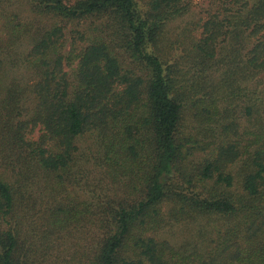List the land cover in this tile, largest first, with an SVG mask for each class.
I'll list each match as a JSON object with an SVG mask.
<instances>
[{"label": "trees", "instance_id": "16d2710c", "mask_svg": "<svg viewBox=\"0 0 264 264\" xmlns=\"http://www.w3.org/2000/svg\"><path fill=\"white\" fill-rule=\"evenodd\" d=\"M27 1L56 24L35 27L12 0H0V65L1 53L30 35L26 61L38 73L33 120H14L22 115L20 85L3 101L0 151L18 148L56 172L74 160L77 138L96 129L106 162L133 176L138 193L104 206L109 225L89 264H264V0L210 1L199 36L191 32L197 22L184 30L182 58L165 48V32L191 0ZM88 20L92 33L73 29L65 51L67 25ZM38 125L39 140H27ZM212 147L214 156L191 160ZM238 160L236 173L228 171ZM176 174L188 185L175 183ZM15 205L0 177V264H28ZM186 219L210 249L147 236Z\"/></svg>", "mask_w": 264, "mask_h": 264}, {"label": "rangeland", "instance_id": "374dc122", "mask_svg": "<svg viewBox=\"0 0 264 264\" xmlns=\"http://www.w3.org/2000/svg\"><path fill=\"white\" fill-rule=\"evenodd\" d=\"M66 1L71 4L75 0ZM210 1L191 0L188 13L168 22L164 43L171 56L182 58L187 55L184 51L187 45L184 30L189 31L188 28H193L197 22L199 27L193 28L191 32L199 36L200 18L205 17ZM250 1L254 3L256 0ZM12 4L23 19L35 27H51L56 24V20L49 15L35 13L27 0H12ZM89 25V20L86 23L71 22L67 25L65 51L70 48L72 30L79 29L91 34ZM187 43H190L188 39ZM32 44L30 35H25L10 50L1 53L0 111L3 114L5 111L1 107L11 86L18 84L24 89L18 104L22 115H17L15 122L33 120L38 104L37 97L30 90L38 81V73L35 66H30L26 61ZM249 44L247 40L248 47ZM66 69L70 70L69 67ZM68 76L72 80L71 70ZM217 76L214 75V78ZM16 113L14 110L13 117ZM245 127L246 123L242 121L239 131ZM31 131L26 133L27 140L38 141L42 134L40 126ZM76 143L78 151L70 166L56 172L35 166L29 160L30 156L24 155L18 148L0 151V177L13 187L16 205L12 220L17 225L21 258L28 264H89L103 243L109 225L110 216L104 211V206L117 205L126 200L128 195L130 198L138 196L134 188V177L123 175L106 162L101 135L96 129L78 137ZM215 154L216 147H212L206 152H197L191 160L201 162ZM240 165L241 161L238 160L228 167V171L236 173ZM174 182L188 185L179 174L175 175ZM74 213L77 214L72 217ZM102 215H106V225L99 222ZM2 227L6 228L5 222ZM147 236L167 240L176 249L193 251L200 248L205 252L211 247L206 239L201 238L197 224L191 219L174 223L158 232H149Z\"/></svg>", "mask_w": 264, "mask_h": 264}]
</instances>
